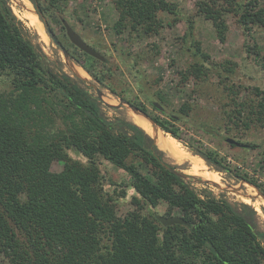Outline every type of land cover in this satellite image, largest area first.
Wrapping results in <instances>:
<instances>
[{
	"label": "trees",
	"instance_id": "trees-1",
	"mask_svg": "<svg viewBox=\"0 0 264 264\" xmlns=\"http://www.w3.org/2000/svg\"><path fill=\"white\" fill-rule=\"evenodd\" d=\"M44 1L48 4L38 0L39 13L59 10L58 0ZM113 3L118 15L112 26L116 34L157 32L158 12H173L176 7L167 0ZM197 4L198 11L212 20L221 41L227 28L224 13L237 16L248 40H253L246 49L264 73V54L252 36L253 26L264 27V0ZM74 47L72 57L96 82L181 140L174 123L178 114L170 113L169 119L153 115L137 96L131 99L116 90L107 59ZM194 47L193 55L199 60L188 66L184 76L207 75L206 65L213 63L210 55L199 42L194 41ZM51 64L8 0H0V256L9 264H264V230L251 205L231 203L209 191L197 193L168 167L147 132L135 122L106 116L94 93ZM224 70L230 72L232 67L225 65ZM251 90L255 104L247 111L245 104L235 110V115L246 112L242 122L247 128L249 123L264 121V88ZM156 96L163 105L167 103L163 93ZM152 106L165 112L154 102ZM187 109L186 104L180 107L184 113ZM70 151L86 161L73 159ZM193 152L216 170L238 173L213 149ZM100 158L122 169L127 185L137 194L132 197L134 208L123 216L117 214L115 199L104 191ZM53 160L63 162L60 171L49 169ZM160 203L167 206L160 216L177 215L190 224L163 225L156 215L142 212L143 205Z\"/></svg>",
	"mask_w": 264,
	"mask_h": 264
},
{
	"label": "rangeland",
	"instance_id": "rangeland-1",
	"mask_svg": "<svg viewBox=\"0 0 264 264\" xmlns=\"http://www.w3.org/2000/svg\"><path fill=\"white\" fill-rule=\"evenodd\" d=\"M27 1L31 9L34 4L40 7L38 0H34V3L32 0ZM40 1L48 4L47 1ZM167 1L175 3L176 7L173 12H158L161 26L158 27L157 32L148 34L140 32L138 35L128 30L120 34L114 33L112 26L118 15L113 0H58L56 7L59 10L46 11L42 13V16L53 34L59 37L60 41H58L67 50L69 59L64 57L61 48L47 34L43 24L34 26L22 16L24 9L28 8L26 0H8V3L14 15L27 29L31 41L41 48L52 62L51 67L57 72L67 73L94 95H96L94 87H98L103 96L108 97L106 100L110 104H118L120 99H124L96 82L75 61L72 53L76 49L64 34L61 22L55 19L62 17L84 41L108 60L113 71L111 80L118 92L123 90V94L131 99L137 96L150 113L161 118L169 119L170 113L178 114L180 117L174 123L179 127L181 140L175 138L177 143L191 156L203 161L207 167L191 169L190 159L177 161L170 155L171 153L162 149L157 143L155 145L161 152L164 162L188 175V178L183 179L190 183V186L200 195L209 191L216 197L226 198L231 203L245 202L251 205L257 212L259 227L264 230V200L253 186L237 178V176L242 178L246 176L264 189V121L249 123L247 128L242 122L246 112L243 115L238 113L235 115V110H240V104H245L247 111L257 101L251 88L255 86L264 88V73L253 55L246 49L253 40H248L237 16L226 12L223 15L227 24L225 40L221 41L212 20L198 11L197 3L209 0ZM190 31L191 33L185 37V33ZM252 36L258 43L261 53L264 54V27L253 26ZM194 41L199 42L202 51L209 54L213 62L206 65L209 67L207 75L202 73L198 76L193 74L184 76L188 66L195 60H199L193 55ZM135 59L138 60V64L133 66ZM69 62H72L74 67L79 66L85 71L83 76L87 78V81L75 75ZM225 65L232 67V70L226 72ZM115 76L117 77L114 78ZM2 88H7V84L2 85ZM157 92L167 97L166 104L160 103L156 96ZM153 102L163 105L165 112L156 111L152 106ZM182 104L188 107L185 113L180 111ZM101 107L109 118L117 116L137 123L131 114L134 111L126 104L119 108H112L101 101ZM158 131L161 139L172 137L162 130L158 129ZM150 135L153 136L152 133ZM228 137L248 146L231 145L226 141ZM197 148L217 151L238 172L237 175L235 172L216 170L207 164L203 158L193 152V149ZM69 155L73 159L86 161L85 157L76 152L70 151ZM98 166L103 176L104 191L107 192V196L111 195L115 199L117 214L123 216L134 208L132 197L137 194L127 185L128 176L122 169L102 158L98 159ZM62 167V161L53 160L49 169L60 171ZM190 170H211L217 175L201 176L189 173ZM215 176H220L218 183L223 189L211 183L196 180ZM234 187L239 190L231 191L230 188ZM248 189L250 193H247ZM121 190L125 191L122 196L119 193ZM143 207L142 212L145 214L161 215L167 206L165 203H160L155 207L148 205ZM0 264H9V262L0 256Z\"/></svg>",
	"mask_w": 264,
	"mask_h": 264
},
{
	"label": "water",
	"instance_id": "water-1",
	"mask_svg": "<svg viewBox=\"0 0 264 264\" xmlns=\"http://www.w3.org/2000/svg\"><path fill=\"white\" fill-rule=\"evenodd\" d=\"M31 2V1H30ZM34 7L32 8V12L34 14L37 15L38 19L40 22H42V24L44 25V27L46 28V32L47 34L52 38V40L54 41V43L56 45H58L61 48V51L64 55V57L66 59H69V54L67 52V50L65 49V47L56 39L55 35L53 34L52 30L50 29L47 21L45 20V18L42 16L41 13H39L37 11V5L34 4ZM60 21L63 25V27L65 28V33L68 37V39L70 40V42L75 45L77 48H79L80 50H82L83 52L104 61L105 57L99 52L97 51L95 48H93L92 46H90L86 41L83 40V38L80 36V34L64 19V18H60ZM69 65L73 68V71L75 73V75L77 77H79L81 80L87 81V78L82 76L79 72H77L76 70H74V66L72 62H69ZM95 88V92H96V97L103 101V103L108 106V107H112V108H119L121 107L123 104L128 105L131 110H133L134 112L140 114L141 116H143L144 118H146L150 123H152V125L155 126V131L157 129H160L158 127V125L143 111H141L138 107L134 106L133 104H131L130 102H128L127 100L124 99H120L118 104H110L108 102H106L105 100H103V94L102 91L98 88V87H94ZM154 105L157 106L159 109H162V106L158 103V102H154ZM161 130V129H160ZM150 135V134H149ZM150 137L152 138L154 144H157V139H156V135L153 134V136L150 135ZM226 141L230 144H235L237 146H247V144L241 143L239 141H237L234 138H226ZM174 173L178 174L179 176H181L182 178H188V175H186L184 172H182V170H179L178 168H176L175 166H168ZM195 178V177H193ZM238 179H240L242 182H247L248 184H250L251 186H253V188L256 190L257 194L264 200V193L254 184L246 181L244 178L237 176ZM199 182H206V183H211L212 185H214L217 188H222V186L213 180H209V179H196ZM231 191H237L239 190V188H230ZM156 218L163 224V225H172V224H185V225H189L190 223L186 220H184L182 217L177 216V215H172V216H160V215H156Z\"/></svg>",
	"mask_w": 264,
	"mask_h": 264
},
{
	"label": "bare ground",
	"instance_id": "bare-ground-1",
	"mask_svg": "<svg viewBox=\"0 0 264 264\" xmlns=\"http://www.w3.org/2000/svg\"><path fill=\"white\" fill-rule=\"evenodd\" d=\"M26 4H27L28 8L24 9V11L22 12V16L25 17L26 19H28L34 26L35 25L41 26L42 23L39 21L37 15L32 12L30 4L28 3L27 0H26ZM35 21H36V24H35ZM74 68L82 76L85 75V71L81 67L75 66ZM106 98H108V97L103 96V100L107 101ZM107 102H109V101H107ZM131 114L136 119V122H137L136 124L138 126H140L145 132H147L148 134L152 133V134L156 135L158 145H160L162 149H165L169 153H171L170 155H172V157L175 160L179 161L182 159H190V161H191V167L190 168L194 169V170L195 169H205L207 167V165H205L203 163V161L201 162L200 160L196 159L193 155L191 156L185 149L180 148L179 143H177L175 138H173V137L167 138L166 137L165 140L161 139L159 137L158 129L155 131V126L152 125V123H150L146 118H144L143 116H141L140 114H138L136 112H132ZM188 172L196 174V175L198 174L201 176L207 175V174L217 175L215 172H213L211 170H199V171L190 170ZM206 179H210V180L218 182L220 179V176L207 177ZM247 191H248L247 193H250L249 189Z\"/></svg>",
	"mask_w": 264,
	"mask_h": 264
},
{
	"label": "flooded vegetation",
	"instance_id": "flooded-vegetation-1",
	"mask_svg": "<svg viewBox=\"0 0 264 264\" xmlns=\"http://www.w3.org/2000/svg\"><path fill=\"white\" fill-rule=\"evenodd\" d=\"M64 31H65V28H64ZM66 34V33H65ZM67 36V35H66ZM90 45V44H89ZM75 46V45H74ZM91 46V45H90Z\"/></svg>",
	"mask_w": 264,
	"mask_h": 264
}]
</instances>
